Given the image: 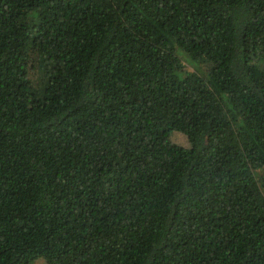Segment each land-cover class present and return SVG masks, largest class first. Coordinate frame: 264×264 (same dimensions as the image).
I'll return each mask as SVG.
<instances>
[{
  "label": "trees",
  "instance_id": "obj_1",
  "mask_svg": "<svg viewBox=\"0 0 264 264\" xmlns=\"http://www.w3.org/2000/svg\"><path fill=\"white\" fill-rule=\"evenodd\" d=\"M39 259L264 264V0H0V264Z\"/></svg>",
  "mask_w": 264,
  "mask_h": 264
},
{
  "label": "rangeland",
  "instance_id": "obj_2",
  "mask_svg": "<svg viewBox=\"0 0 264 264\" xmlns=\"http://www.w3.org/2000/svg\"><path fill=\"white\" fill-rule=\"evenodd\" d=\"M174 139L177 142L182 143L184 145H187L188 144L187 143V138L182 133H175ZM32 264H46V263H45V261L39 259V260L34 261Z\"/></svg>",
  "mask_w": 264,
  "mask_h": 264
}]
</instances>
